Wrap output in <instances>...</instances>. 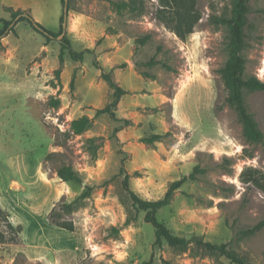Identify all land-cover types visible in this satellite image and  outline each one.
I'll return each instance as SVG.
<instances>
[{
	"label": "rangeland",
	"instance_id": "374dc122",
	"mask_svg": "<svg viewBox=\"0 0 264 264\" xmlns=\"http://www.w3.org/2000/svg\"><path fill=\"white\" fill-rule=\"evenodd\" d=\"M159 1L67 0L72 50L94 54L80 62L66 51L61 65L62 37L48 41L19 19L6 25L12 17L0 0V264H235L195 243H157L124 184L128 174L131 191L157 202L196 167V180L157 219L178 237L226 244L246 263L264 264V89H244L262 133L249 138L219 74L229 26L216 18L231 20L236 0H196L202 19L185 41L157 19ZM248 9L243 78L264 83V0H248ZM30 13L59 32L50 10ZM87 17L101 26L78 20ZM97 64L129 92L115 111L129 125L96 117L114 94ZM83 117L91 127L76 135L73 122ZM153 134L165 138L141 142ZM64 165L83 183L59 178ZM87 186L90 198L65 211Z\"/></svg>",
	"mask_w": 264,
	"mask_h": 264
},
{
	"label": "trees",
	"instance_id": "16d2710c",
	"mask_svg": "<svg viewBox=\"0 0 264 264\" xmlns=\"http://www.w3.org/2000/svg\"><path fill=\"white\" fill-rule=\"evenodd\" d=\"M160 7L157 9L156 17L157 19L164 24V26L173 32L177 37L183 41L186 40L187 36L194 33L197 24L200 22L201 14L196 8V0H160ZM62 4L65 7L66 0H62ZM119 7H126V4H117ZM68 8V5H67ZM7 11L11 13L12 20L10 22L6 20H1L5 22L6 25H10L14 20L19 19V22L29 23L36 32L45 37L48 41L53 39H58L62 37L61 41V53H60V64L63 65L65 62L66 51H69L71 59L73 61L84 60L85 53L94 54V51L86 49L84 52H76L72 50L71 41L65 35L67 24L68 13L63 11L61 20H60V30L57 33L51 32L44 28L41 24L37 23L29 11L18 10L7 8ZM248 9V0H236L233 8V17L231 20H226L224 18H216L218 23H224L229 26V42H228V61L225 66L219 70V74L224 83L226 91L228 92L227 103L234 107L240 115L241 121L244 126L246 136L249 138L261 139L262 133L259 130L257 122L253 119L252 115L249 113L245 96L244 89L249 87L253 90H263L264 83L258 79H252L245 81L244 70H245V59L243 52L246 48V33L245 27L247 25V14ZM4 35V31L0 32V38ZM149 37L138 40L140 46H144ZM1 42V41H0ZM155 60L150 61V65H153ZM97 67L101 69V77L107 83V85L114 91L113 100L106 105L103 109H99L96 112V117L102 115H108L116 121H125L127 125L130 124V121L122 120L117 118L115 111L122 99L123 96L127 95L129 92L123 89L116 80L113 78L112 72H107L104 69L100 68L99 64ZM60 74V70L57 71ZM60 102H57L59 105ZM91 127V120L88 117H83L79 120L73 122L74 134L80 135L84 133L88 128ZM120 129H116L115 134L119 132ZM165 138L162 134H153L149 137L143 138L142 143L146 145H154L157 142H161ZM200 172V168L196 167L194 172L189 176H184L181 180L173 182L170 185V188L164 199L157 202L145 201L139 198L129 187V175L125 176V187L127 192L130 194L131 199L140 211L147 213L146 220L147 222L153 224L156 230L157 243H161L163 240L170 247H179L183 250H187L191 243H195L198 247H201L207 251H216L221 255L228 257L235 264H248L237 254L231 252L228 249L226 244H211L205 243L201 239H192L187 240L183 237H178L174 235L169 228L157 219L158 212L165 206L169 205L176 191L181 189V187L186 184L189 180H196V175ZM57 174L59 178L63 181L77 182L82 184L83 179L79 172L75 171L70 166H62L57 169ZM93 188L87 186L85 191L79 196V198L71 203L66 204L65 211L73 212L74 206L80 201H85L90 198ZM58 226L61 228L67 229L69 231L74 230L72 223L66 222H57ZM130 223V220L127 221V224ZM261 225L248 230L247 233L254 234Z\"/></svg>",
	"mask_w": 264,
	"mask_h": 264
},
{
	"label": "crops",
	"instance_id": "0c3cea01",
	"mask_svg": "<svg viewBox=\"0 0 264 264\" xmlns=\"http://www.w3.org/2000/svg\"><path fill=\"white\" fill-rule=\"evenodd\" d=\"M62 3V0H54L53 3H49V0H5V7L13 9L15 11L18 10H23V11H29V12H40L43 10H50L53 12V20L55 22V25H57L59 28L60 20L63 14V4L62 6L60 5ZM36 22H39L40 24L41 21L39 18H34ZM70 20H75L70 17ZM83 25L88 26H101V23H98L97 21L90 19V18H80L78 19ZM72 25V22L70 23ZM57 28V30L59 29ZM69 35H72V31L69 28ZM107 37L110 39L112 36L107 35ZM94 50V48H93Z\"/></svg>",
	"mask_w": 264,
	"mask_h": 264
},
{
	"label": "water",
	"instance_id": "95a60500",
	"mask_svg": "<svg viewBox=\"0 0 264 264\" xmlns=\"http://www.w3.org/2000/svg\"><path fill=\"white\" fill-rule=\"evenodd\" d=\"M66 3H67V0H66ZM64 10H65L66 13H68L67 4L65 5ZM65 27H66V25H65Z\"/></svg>",
	"mask_w": 264,
	"mask_h": 264
}]
</instances>
